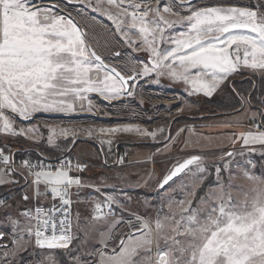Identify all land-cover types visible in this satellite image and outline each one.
<instances>
[{
  "label": "snow or ice",
  "instance_id": "snow-or-ice-1",
  "mask_svg": "<svg viewBox=\"0 0 264 264\" xmlns=\"http://www.w3.org/2000/svg\"><path fill=\"white\" fill-rule=\"evenodd\" d=\"M63 2L79 3L106 17L114 31L126 43L142 48L148 59L142 62L139 71L133 67L126 75L117 66L106 63L86 43V33L59 3L0 0V133L39 142L40 128L51 133L57 129L47 125L17 128L11 116L28 121L38 113L70 115L85 107L91 112L90 94L109 101L132 96L139 79L153 74L157 77L155 83H159V77L167 76L187 85L189 94L207 97L241 68L264 77V0L243 7L224 2L202 6L198 0H172L175 10L168 0H156L155 5L150 0ZM182 11L187 14L181 15ZM177 26L186 30L172 35L171 30ZM133 32L138 37L136 40L129 35ZM241 102L244 103L243 98ZM251 119L258 122L247 132L239 133L238 138L246 147L256 144L264 147V109L254 113ZM82 131L89 135L94 131L135 132L154 139L157 132L163 133L165 129L149 131L129 125ZM28 133L34 135L28 136ZM58 134L65 139L74 138L76 130L61 128ZM47 142L55 144L54 136L49 135ZM225 156L231 158L233 153ZM201 162L198 155L178 161L160 186L163 188L189 166H198ZM0 164L3 165L0 184L18 183L3 179L14 173L22 175L3 148H0ZM22 166L33 177L34 197L39 200L41 195H51L52 204L47 210L36 207L34 217L31 210H24L23 225L6 212L9 223L20 228L17 235L34 236L39 247L71 251L70 245L76 239L69 218L71 189L83 187L80 177L72 174L71 161L62 159L56 165H48L24 160ZM74 167L81 171L85 166L78 163ZM220 171L216 169L218 174ZM41 185L45 189L43 193ZM253 191L255 195L250 202L234 200L230 192L218 185L216 191H210L208 198H201L195 207L191 200H181L178 211H173L169 203L166 214L158 213L153 221L136 217L135 223L115 219L114 205L118 201L113 196H105L95 203L93 219L97 228L107 227L105 231H97L100 247L86 254L92 257L89 264H264V189ZM23 199L29 197L24 195ZM10 207L0 200V209ZM122 223H127L129 230L116 236L115 229ZM3 239L4 233L0 232V240ZM12 243L16 246L17 241ZM7 247L0 245V248ZM8 258L9 253L4 252V264ZM74 264L84 262L76 257Z\"/></svg>",
  "mask_w": 264,
  "mask_h": 264
},
{
  "label": "rangeland",
  "instance_id": "rangeland-1",
  "mask_svg": "<svg viewBox=\"0 0 264 264\" xmlns=\"http://www.w3.org/2000/svg\"><path fill=\"white\" fill-rule=\"evenodd\" d=\"M168 2L172 4V0ZM217 2L243 7L252 6L258 0H198L199 5L202 6ZM45 3H59L60 8L70 13L80 29L86 33V43L124 74H130L128 70L133 67L139 71L142 62L147 61L148 54L137 45L126 43L125 38L114 31L112 23L101 14L91 12L79 3H64L63 0H45ZM103 6L109 7L107 4ZM172 6L175 10V4ZM180 14L187 13L182 11ZM185 30L182 26H177L171 30V34L176 35ZM129 35L133 40L138 38L135 32ZM161 47L164 45L161 44ZM115 53H120L122 58L115 59ZM255 77L264 78L259 73L241 68L232 74L211 97H207L203 94H189L187 85L167 76L159 77V83H155L157 77L153 74L148 78L139 79L132 89V96H121L119 97L121 100H111L112 103L109 104L103 102L98 94H90L89 98L93 105L91 112L85 107L83 111L70 115L50 116L46 115L48 113H38L27 122L13 115L11 119L17 128L27 129L34 125H47L57 129V132L51 133L45 128H40L39 142L25 136L0 133V148L12 157L15 150L38 151L39 148L43 154L59 158L63 153L70 154L71 148L76 145L71 153L77 159L89 163L87 167L89 179L86 181L94 184L101 194L117 199L120 209L116 210L114 218H122L126 222L135 223L136 217L153 221L158 213L164 215L168 212L169 203L172 204L173 211H178L177 204L181 200H191L195 207L201 198H208L210 191H216L218 185H222L226 192H230L234 200L250 202L255 195L253 189H264V147L259 144L246 147L238 138V134L253 128L258 120L253 121L251 118L260 110L254 109L249 99L240 94L238 96L243 98L244 103L242 104L240 98L241 106L234 113L219 114L221 112L217 113L215 106L220 103L218 99L224 98V94H232V91L226 90L229 86L237 90L236 86L242 79L252 80V84H255L257 83L253 80ZM260 84L258 81L259 91L263 88V84ZM169 88L183 89L184 93L174 94V91L170 93ZM214 101L216 103H213ZM83 113L90 114L83 115ZM197 114L199 118L196 119ZM180 115L181 118L189 117L194 122L187 123L184 120L182 122L178 117ZM176 117L179 118V126L172 125ZM129 125H137L149 131L163 127L165 131L157 132L154 139L135 132L101 134L94 131L89 135L88 132L82 131V129H109ZM61 128L76 130V136L74 138L69 136L67 139L61 137L58 134ZM49 135L54 136L55 144L50 145L47 142ZM168 136H171L170 143L166 140ZM61 140H67V143L73 146L68 150L69 145L65 144L66 147L62 149L58 147V142ZM144 142L150 147L146 148L141 144ZM120 147H123V150L121 149L118 152L120 155L116 157L114 149ZM228 152L233 153L231 158L225 156ZM192 155L201 157L200 165L189 166V169L168 185L160 188L164 177L170 173L174 165ZM2 167L3 165L0 166ZM217 168L221 169L219 174L216 172ZM249 176L254 179H249ZM3 179L16 180L7 175ZM12 184L14 183H2L0 187ZM100 193L96 191L92 196L94 202H86L78 206L74 230L76 239L70 245L71 251L42 248L35 244L32 237L23 233L17 235L20 228L18 226L14 228L9 223L6 212L23 225L25 221L21 215L22 209L8 202L7 204H12V207L0 209V232L5 235L4 239L0 240V245L8 246L0 248V264H4V252L9 253L7 264H74L76 257H79L84 264H89L92 257L86 254L100 247L97 231H105L107 227L100 225L97 228V222L93 219L95 202L102 201ZM128 230V224L122 223L115 229V235L119 236ZM13 240L17 241L16 246L13 245Z\"/></svg>",
  "mask_w": 264,
  "mask_h": 264
},
{
  "label": "built area",
  "instance_id": "built-area-1",
  "mask_svg": "<svg viewBox=\"0 0 264 264\" xmlns=\"http://www.w3.org/2000/svg\"><path fill=\"white\" fill-rule=\"evenodd\" d=\"M12 158L14 160V167L17 169V172L22 174V175H19V174L14 173L12 175V177H14L18 181V183H14V184L16 187H19L20 191L18 193L12 192L8 196L0 197V200H4L6 203H8L17 196L18 199H20V202L22 204H25V206L22 208V212L26 209L31 210V214L33 215V217L35 216V208L36 207H43L45 210H47V208L51 206L52 197H51V195H41L39 197V200H37L34 197V186L31 183L33 177L29 174V171L25 167L22 166V161L29 160L32 163L42 162V163L48 164V165H56L57 162L59 160H62V159H68L71 161V163L73 165L72 174L79 176L81 181H82V184H83V187L77 188L74 186L71 189L70 198L72 200V204H71V207L69 209V212L71 213L69 218L72 222V233L75 235L74 230H75V221H76V210H77L78 206L82 203L94 202V199L92 196H94V194L97 191L96 189H98L94 184H92L89 181H86L84 178V173L88 172L87 167L89 166V163L77 159L72 154H64V153L59 158H51V159L46 158V157H41L39 159H31V158H27V157L16 159V158H14V156ZM78 163L85 166L81 171H77L74 167ZM1 165L2 164H0V166ZM40 191H41V193H43L45 191L43 185H41ZM97 192L100 193L101 191L99 190ZM24 195H27L29 197V199L24 200L23 199ZM100 195H102V196H100L101 199H103V197L106 196V195L101 194V193H100ZM56 202L58 203V199ZM97 202H99V201H97ZM114 209H115V213H116V210L120 209V204L117 203V205H114ZM47 234H50V233H47ZM30 237H32L35 240L34 236H30Z\"/></svg>",
  "mask_w": 264,
  "mask_h": 264
},
{
  "label": "trees",
  "instance_id": "trees-1",
  "mask_svg": "<svg viewBox=\"0 0 264 264\" xmlns=\"http://www.w3.org/2000/svg\"><path fill=\"white\" fill-rule=\"evenodd\" d=\"M253 80H256L257 83L252 84V80L251 81L250 80L245 81L244 79L240 80V84H237V86H236L237 90H235V88L232 87V86H229V88H227V86H225L224 89L227 88L226 89L227 91H232V94H228V95L224 94V98L223 99H218L217 100L218 102H220V103L216 104V106H215V109H217V113L221 112L219 114H225L227 112H230V113L233 112L234 113L235 111H237L240 108V106H241V103H240V98L241 97L238 96L239 94L242 95V97H244V98H248L250 103L253 104V106H254L253 108L254 109H259L261 111L264 108V83H263L264 82V78L260 79V78L255 77V78H253ZM258 81L261 84H263L262 85L263 88H262L261 91H259ZM213 103H216V101H214ZM197 118H199V114H197L196 119ZM183 120L185 122H187V123H189V121L190 122H194L189 117H187V119L184 118V117L181 118L182 122H183ZM69 142H71V141H69ZM58 143H59L58 147H61L62 149H64L66 147V146H64L65 144L69 145V148L67 147L68 150L70 149L71 146H73L72 144L67 143V140H65V141L61 140ZM141 144H143L146 148L150 147V146L146 145V142L141 143ZM144 146H139V147L140 148H145ZM75 147H76V145H74V148ZM73 149L71 148L70 154H72L71 152H73ZM121 149L123 150V147H120L118 149L117 148L114 149L116 157H118L120 155L118 152ZM37 150L38 151H34V150L18 151V150H15L12 155H14V158H16V159L26 158V157L27 158H31V159H39L41 157H46V158H50V159L53 158L50 155L48 156L46 154H43L41 151H39L40 150L39 148ZM154 150H157V149H154ZM79 160H81V159H79ZM102 160H105V159L102 158ZM81 161H83V160H81ZM84 162H86V161H84ZM88 176H89V171L84 173L85 180L89 179ZM19 191H20L19 187H16L15 184H12L10 186L0 187V197L8 196L12 192L18 193ZM10 202H12V204L14 203L15 207H19L21 209L25 206V204H22L20 202V199H18L17 196L13 200H11Z\"/></svg>",
  "mask_w": 264,
  "mask_h": 264
},
{
  "label": "flooded vegetation",
  "instance_id": "flooded-vegetation-1",
  "mask_svg": "<svg viewBox=\"0 0 264 264\" xmlns=\"http://www.w3.org/2000/svg\"><path fill=\"white\" fill-rule=\"evenodd\" d=\"M156 1V0H155ZM152 4H155L156 2H153V1H150ZM122 57L119 55V56H115V59H121ZM105 62H107L106 60H105ZM108 63V62H107ZM120 70V69H119ZM170 89V93H172V91H174L173 93L174 94H176V93H178V94H183L184 92L182 91L183 89H176L175 88V90H177V91H175V90H173V88H169ZM103 102H106V101H104L103 99H102V97L100 98ZM118 100H121V99H119V98H117ZM116 99V100H117ZM106 103H112V101H107ZM90 113H83V115H89ZM178 117H182L181 115L180 116H178ZM178 117H176V118H174V120H173V122H172V125L174 126V125H176V126H179V122H178V120H179V118ZM196 118V117H195ZM170 133V132H169ZM176 135H177V133H176ZM169 137V136H168ZM171 137V136H170ZM167 140V139H166ZM168 142H169V140H168ZM171 142V141H170ZM169 142V143H170ZM168 143V144H169Z\"/></svg>",
  "mask_w": 264,
  "mask_h": 264
},
{
  "label": "water",
  "instance_id": "water-1",
  "mask_svg": "<svg viewBox=\"0 0 264 264\" xmlns=\"http://www.w3.org/2000/svg\"><path fill=\"white\" fill-rule=\"evenodd\" d=\"M106 63H107V62H106ZM108 64H109V63H108ZM102 99H103L104 101H106V102L108 101V100H106V99H104V98H102ZM46 115H50V116H51L52 114H49V113H48V114H46ZM56 115H57V114H53L52 116H56ZM21 120H22V119H21ZM22 121H23V122H27V121H25V120H22ZM28 121H30V120H28ZM180 174H181V173H180ZM180 174H178L176 177H174L173 180H174L175 178H177ZM173 180H172V181H173ZM170 182H171V181H169V183H170ZM169 183H168V184H169ZM168 184H167V185H168ZM165 186H166V185H164V187H165ZM164 187H163V188H164ZM160 188H162V187H160Z\"/></svg>",
  "mask_w": 264,
  "mask_h": 264
},
{
  "label": "crops",
  "instance_id": "crops-1",
  "mask_svg": "<svg viewBox=\"0 0 264 264\" xmlns=\"http://www.w3.org/2000/svg\"><path fill=\"white\" fill-rule=\"evenodd\" d=\"M9 205H11V207H12V204H9ZM4 237H5V235H4Z\"/></svg>",
  "mask_w": 264,
  "mask_h": 264
}]
</instances>
